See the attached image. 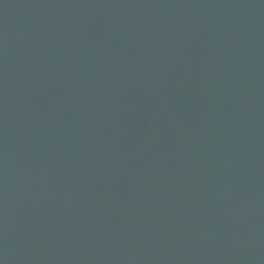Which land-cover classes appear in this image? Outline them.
<instances>
[{"label": "water", "instance_id": "95a60500", "mask_svg": "<svg viewBox=\"0 0 264 264\" xmlns=\"http://www.w3.org/2000/svg\"><path fill=\"white\" fill-rule=\"evenodd\" d=\"M0 264H264V0H0Z\"/></svg>", "mask_w": 264, "mask_h": 264}]
</instances>
